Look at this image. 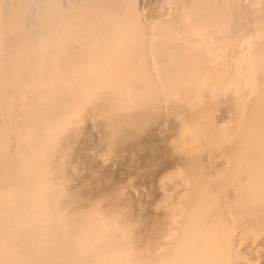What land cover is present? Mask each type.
<instances>
[{
  "label": "rangeland",
  "instance_id": "374dc122",
  "mask_svg": "<svg viewBox=\"0 0 264 264\" xmlns=\"http://www.w3.org/2000/svg\"><path fill=\"white\" fill-rule=\"evenodd\" d=\"M126 1L122 0L119 4L120 6L122 3L125 5L122 4L121 6V8L124 7L123 14H127L130 17L126 20L123 19L124 21L122 19L116 21L119 23H126L127 21L128 23H133V25H124L123 28V25H111L112 27L103 26L107 29L105 28L103 30V27H101L102 29L98 31L91 28H96L97 26L86 25L82 27L86 30L83 31L85 34L79 32L80 34H75L76 36L72 35V37L62 36L60 37V40L63 39V41H58L60 42L59 45L68 46L70 48V50H66L64 57H60L59 62H62V66H60L62 74H58L60 69L57 70L58 68H56L57 71L53 70L54 73L52 77L50 75V79L47 76L52 70H48L49 73L40 72V74H38L37 72V75H43V77H41L42 79L38 78L40 76L37 75L35 76L37 78H35L28 72L25 75H32L30 81H26L28 78L23 76L26 83H31L30 85L34 83L38 86L41 83L40 86L44 85V89H47L48 87L45 88L46 82L48 81L47 79L50 81L52 78L53 82H51L57 84V82L59 83L62 81L60 79L57 81V79L61 78L63 75L62 77L65 78L63 81L66 79L68 81L66 80V83H64L65 81L62 82L69 86L70 94L72 93L71 95H73V97L69 94L70 98H67L66 95H68L69 92L67 90L66 93L63 90L66 86L62 83L61 86L63 85V88L60 86L61 90L65 92L66 95L64 96H66V100L70 99V105H64L65 107L69 106L68 109H70V113L64 118L63 113L69 111L67 107L65 108L63 105H58L59 103L56 104V101L59 100L60 102L59 98H62L64 93L63 91H60L62 92L61 95L59 91H56L57 89L55 86L57 85L54 87L52 86L56 89L52 88L53 91L55 90V93L57 92V96L52 94L54 92L51 91L52 89L50 88V85H48L49 82H47V86L50 88L48 90L52 93L43 89L45 91L44 94L46 95L47 93L46 96L41 92L42 90L40 91V87L36 89L37 86L33 85L35 87L32 86L33 88H29L30 91L36 94L39 91L38 96L35 94V97L32 92L28 93V95L31 93L33 96V98L32 96L31 98L29 97V99H33V102L29 100L31 101L30 103L35 104H29L28 107L31 108L29 116L34 117L33 113L36 111L41 110V113H43L45 112V109L48 108V110H50H47L45 114L43 113V115H39L40 117L37 115L39 118L42 116L46 117L47 119H45L48 121L45 120L47 125L45 123L46 127H44L45 129L43 130L41 125L43 127L44 124L42 123L45 122L43 121L44 117L40 122V119L35 115V118H37L36 120L39 121H36L35 124L38 125L40 123V127H37L35 124L34 126H29L33 128V136V134H31L32 132L28 133L30 135L25 134L28 132L27 130L30 129L22 126L25 125L22 124L24 120L23 116L20 115L22 117L20 127L18 126V121L14 124L17 126L16 129H21L20 131L22 134L23 131L25 132L22 136L26 135L29 141L32 137L33 140L38 133L40 134V137L38 136L39 139L35 140L36 143L34 145L31 140L33 150L29 151L31 152L30 158H28L29 156L26 157V159H30L31 166L35 172L33 175L37 178V180L34 181H37L38 183H36L39 186L36 183L35 185L40 187V189L37 190V187H35L34 194L32 192L33 188L27 190L29 187H26L27 189L23 188L25 186L24 184L22 188L20 187V178L15 179V176L20 172H24L21 168H19L20 172H10V176H6L7 178L5 180L10 179V177L14 179V181L11 179L12 182L10 181L11 184H9V186L8 183H5L6 186L5 184L3 185L11 188L12 185H18L15 184V182H19L20 189L17 190L15 188L16 190L14 189V191H19L18 194L20 193L21 197L19 196L18 198H20V202H24V205L28 204L32 211L33 204L30 205L31 203L28 200L29 197L32 196H29L30 194L28 192L31 191L30 193H33L32 195L35 196L36 194L39 195V200H37L40 205H42L43 209L42 207H39L40 210L38 211L37 208V210L34 209V212L36 211L38 213L37 215H41L40 217L42 219L47 215L46 219L49 220L50 218L49 223L51 224V222H53V225H51L53 227H50L47 224V221H41L43 225H48V231L43 235L46 264L49 262H52V264H184V262L186 264H201V261L203 264H246L248 259L250 260H248L247 264H264V209L262 208L264 207V202H262L264 200V154H262V152L264 153V118H259L264 117V103L261 102H264V85L262 84V82L264 83V80H262L264 77H262V79L260 78V80H262V85L258 83L260 86L259 88L257 85L256 88L253 86L256 84V80L254 79H256L258 75L264 73V30H262L264 29V16H262L264 12L261 11L264 10L261 8L263 7L264 3L262 2H264V0H257L262 6L260 5L257 7L259 4L256 6L253 4L254 8L256 7L255 9H251L253 5L250 1L253 2V0H249L250 6L248 9H254L253 11H250L253 12V14L247 11L248 13L246 14L252 15V17L249 15L251 20H245L247 19L246 17H248V15L246 16L245 14L243 15L245 19L244 17H242L243 19L240 18L242 21L244 20L243 22L235 16L236 14H230L228 12L230 9L227 10L226 8L227 3L230 5L232 1L234 2L235 0H217V4H215L216 2L213 0L215 3L213 2L212 4L217 5L213 6L214 8L217 7V9H219L221 7L219 10H221L220 13L222 14V18L225 17L224 21H226V24L221 18L216 21L215 19L218 18L217 16L214 20H208V17L207 19H201V16H206L204 15L206 13L204 10L207 6L205 2L207 3L208 0ZM175 1H177V3ZM254 1L256 3V0ZM188 2L194 4V8L192 5L190 6ZM219 2L220 4L223 3V5H220ZM234 3L230 6L232 9H236L233 8L236 5L233 6ZM207 4L210 3L208 2ZM214 8L209 9L213 16V11H215L213 10ZM257 8L259 9V11L257 10L259 14L263 13L260 14L262 17H260L258 13H255L256 16L261 18L259 19V17H256L258 19L255 18V21L253 15ZM184 9H189L193 15L191 16V13ZM179 11L182 12L180 13ZM171 13L173 17L172 15L171 17H168ZM177 13H179V15H177ZM207 13H209V11H207ZM223 13L228 14L224 15ZM195 14L198 15L196 16ZM164 15L168 16L166 17ZM228 16H230V18ZM231 17L235 18H232L231 20ZM132 18H135V20L133 21ZM195 18H198L196 19L197 21ZM236 18L239 20H236ZM168 21L171 22L168 23ZM198 21L199 23H196ZM200 21L204 22V25L202 22L200 23ZM227 21L230 26H228ZM157 22L158 26L156 25ZM174 22H177L178 24L180 23V25H169V28L167 27V24H172ZM205 22L208 28H206ZM207 22L212 23V25H209ZM139 23L142 24L138 25ZM194 23H196V25ZM192 25L195 29L191 27ZM202 25L203 27H201ZM131 27L134 28V30L131 29ZM199 27H201L202 30L201 28L199 29ZM196 28L198 30H196ZM112 29L117 30L118 34L117 31H113ZM123 29L126 33L121 31ZM89 31L91 35L89 34ZM205 33H207V35ZM258 33H261V35H258ZM97 36H99V39ZM262 37L263 39H261ZM54 43V45H58L56 42ZM242 45L245 46L241 47ZM76 46L78 48H76ZM90 46L91 48H89ZM250 46L253 47L250 49ZM253 48H256V51L253 50ZM251 50L255 52L260 51L257 55H260L259 60L261 59L262 61L256 65H252L251 63L252 67H250V64L247 62L251 58L246 60L250 53V57H253V51ZM200 52L203 53L201 54ZM234 53L238 58L242 56L241 60L245 59L247 62L246 65L244 63L245 61H241L242 63H240V58L237 59L235 57V60H239L237 61L238 64L240 63L237 67V65H235L237 62L233 61ZM261 56L263 58H261ZM223 59L224 61H222ZM252 59H254V57ZM216 60H219V62L222 61L223 63L227 60L228 61L224 64L220 62L221 65L219 66L220 63ZM254 61L256 63L255 59ZM55 62L53 64L59 66V62ZM231 64L233 66H231ZM241 64H244L242 69L240 67ZM230 66L234 71H232ZM259 66L261 67V70L259 71L262 74L257 71L260 69ZM252 68L258 73L256 78V73ZM228 69H230V72L227 73ZM213 71H216L215 73L220 71L219 74H215L218 78L214 75ZM225 73H227V75ZM32 77L35 78V82L39 79L40 83L37 82L36 84L34 81L32 82ZM239 77H242V80ZM220 78L222 79L220 80ZM24 80L21 79V82L23 83ZM42 80H45L46 82L43 83ZM258 81L259 80H257V82ZM7 85L9 84H6V86H1L0 84L1 87L5 88H3V91L1 92L11 91V89L8 88L10 86L7 87ZM126 85L128 87H143V89L138 88L139 91L137 92L131 90L134 89V87L130 89L131 91L129 89L125 90L124 88ZM216 86L217 90L215 89ZM238 86L239 89H237ZM6 87L9 90H7ZM231 87L233 88L231 89ZM34 88L35 91L32 90ZM219 88L220 92L218 91ZM240 88L242 89L240 90ZM66 89L68 88L66 87L65 90ZM254 89H256L258 93ZM19 90L22 91L18 88L17 92ZM213 91L215 92L213 93ZM255 92L258 96H256ZM7 93L5 94L8 95ZM50 93L52 97L54 96L53 98H48ZM58 94L60 97H58ZM187 94L189 97H187ZM39 95H41V97H39ZM252 95L258 100H253L254 98H252ZM42 97H46V99ZM55 97L58 100H55ZM235 97L236 101L232 102L235 100ZM35 98L38 100L41 99L45 103H47V100L54 99V102L52 100L49 103L52 102V105L55 103L56 108L60 106L62 109L64 107L67 111L64 110L63 112L62 110V112L57 113L60 108L56 109L51 105H47L49 107L51 106L50 108L46 107L45 103H41V100L36 101ZM64 100L62 101L64 102ZM38 102L42 104V106H45V109L43 107L44 110L42 108L39 110V107L42 106H39L40 104L36 106V103ZM238 103H240V105H237ZM27 104L25 106H27ZM16 105L20 108L22 107V103L21 105L19 103L15 104V108L17 107ZM241 105L243 106L242 108L240 107ZM258 106L260 108H257ZM19 107L15 109L13 106V109L20 111ZM52 108L54 109V112L57 110L55 116L52 115ZM259 109H261V111ZM23 110L24 109L22 108V113L28 112V110ZM31 110H34L32 115ZM16 111L13 113H16ZM225 111L227 112V115ZM250 111L253 114H251ZM56 113H61L60 115L63 114V118L60 115L59 117ZM24 114L26 115L27 113ZM37 114L40 113L37 112ZM253 115H255V117L257 116V118L252 117ZM35 118L31 121L34 122ZM251 119L253 121H251ZM256 119L259 120L257 121ZM30 123V121H27L26 125H30ZM11 126L10 129L12 128ZM35 126L38 129L40 128L41 132L37 130V133L35 134ZM13 127L15 128V125H13ZM14 128L12 129L14 130ZM10 129L7 130L9 131L7 136H10L12 141H14V144L16 143L18 146L19 140L17 141L16 136L20 137L21 134L18 135L19 133L16 134L15 131L11 130L15 136L11 137ZM246 132L247 134H245ZM7 136L4 137L6 138ZM0 137V141L2 142L0 147L6 142L4 148H7L9 145L7 139H3V141V137ZM25 137L22 138L27 139V137ZM255 137H257L256 140ZM7 138L8 140L10 139L9 137ZM23 139L21 140L22 142L26 141ZM29 141L28 144L31 143V141ZM246 141L247 144H245ZM255 142H258L259 144L255 145ZM26 143H24V145L28 146ZM10 144V146L13 147L11 141ZM16 144L13 149L17 148ZM246 145H249L248 148H244L247 147ZM0 150L2 149L0 148ZM12 151L13 150L10 151L9 149L8 152ZM21 151L23 152V149ZM22 154L25 155L24 152ZM7 155L9 156V153H7ZM253 155L254 158L256 156L259 157L260 161H263V165L261 163L262 161L260 162L258 158L252 159ZM2 157L3 155L0 154V158L4 159ZM1 159L0 161L4 163V160ZM6 159L7 158H5V160ZM18 160H22L21 156H19ZM9 161L12 162V160ZM9 161L7 159L8 163ZM241 161H243V163H241ZM5 164L6 163L2 164L4 165L3 169L8 172L10 167L9 169H5ZM18 167L20 166L18 165ZM18 167L15 169H18ZM26 167L28 168L29 165ZM15 169H13V171H16ZM1 170L2 169H0V172ZM32 171L28 172V174H32ZM13 173L17 174L14 176ZM23 175H21V178H23ZM24 178L21 179L22 183L24 182ZM29 178L27 176L25 179L30 180ZM32 180L33 178H31L30 181L33 182ZM30 181H27L26 184ZM2 182L0 180L1 186H3ZM13 182L14 184H12ZM10 188L5 190L6 193L5 191L2 192L7 195H12ZM4 189L5 188H3V190ZM21 189L25 190L26 195L28 196L27 199H25L26 196L22 195L24 190L22 191ZM7 190L9 192H7ZM36 192H41L42 194ZM239 192L240 194L237 195ZM250 192L254 193H252L253 196H250ZM255 193H257L256 197ZM260 196L263 197V199H261ZM6 198L9 203L5 202L8 208L9 206H13L14 204L12 202H16L18 199L17 197H14L16 200H12L9 195L6 196ZM231 198L232 201L235 199V202H232ZM33 200L36 201V199ZM0 203H4L2 202V199H0ZM21 203L17 202V206L22 205ZM244 203L247 205L245 208ZM258 205L260 206L258 207ZM3 206L1 205L0 208H3ZM25 207L24 209H27V207ZM235 207H237V210ZM11 208L12 207H10L9 210ZM246 208L248 209V212ZM250 208H252V211L249 210ZM4 209L6 210V208ZM4 209L3 211L0 209V215L1 212H4ZM238 209H240L239 213L241 211L240 214L238 213ZM259 209L261 211L263 210L262 219L258 217V215L260 217L262 215V212ZM9 210L7 209L8 212L6 213L10 215ZM12 210L19 211L15 208H12ZM174 210H179L181 213L179 211V213H175ZM235 210L239 217L237 213H235ZM244 211H246V213ZM259 211L261 213L258 214L257 212ZM20 212L25 213L22 211ZM26 212L30 213L29 210ZM205 212L208 213L206 214ZM6 213L4 212L3 214ZM34 214L36 215V213ZM202 217L207 221L202 220ZM253 218H256L257 221H254L256 219ZM200 220L201 222H199ZM249 220L253 221L251 222ZM247 222L248 224H246ZM198 223H201V226ZM202 223L204 225H202ZM244 223L246 227L244 226L243 229ZM55 224H57L58 227H56ZM257 225H260L259 228L261 230ZM197 226H200L198 227L200 228V231L197 229ZM214 226L215 232H213ZM253 226H256L258 229L254 231L255 227ZM210 228L212 229V233H210ZM35 229H39V227H35ZM42 229L44 228L42 227ZM196 230L198 231L195 236ZM257 230H260L261 232H258L259 234H257ZM201 231L205 234L202 235L203 232ZM242 231L250 233L247 234L245 232L243 234ZM252 231H254V233H252ZM198 232L202 234L200 235ZM235 232H238V234ZM255 233L257 235H254ZM190 236H193V240H195L194 238H198L199 240L193 242V240H190L192 238H189L188 241V237ZM242 236L244 238H242ZM248 238H250V240L253 238L255 239L249 241ZM183 239L187 240L184 242L185 245L187 242H189V244L192 242V245L187 247V244L185 246L182 242ZM238 239H241V241L237 242ZM244 239L247 244H244ZM234 242L236 243L234 244ZM251 242L254 244H251ZM181 243V248L183 249H179ZM239 243H243L242 245L245 246L242 248ZM233 244L235 246H233ZM198 245L200 246L198 247ZM206 245L208 247H206ZM250 245H254V250L253 248L251 249L252 246ZM177 247H179L178 249L180 251L185 250V252L190 251V249H195L191 250L193 256L186 259L187 261L184 258L178 259L174 254V258H172V253L179 254ZM200 247L203 248V250ZM249 249L256 253H253ZM234 250L236 251L234 252ZM197 251H202L206 258L199 260L201 259V256H204ZM243 252L245 254L248 252V256L246 257V255L243 254L245 257L240 258L243 256L241 255ZM186 255L183 256V254H181L179 257H186ZM216 257L218 259H216ZM244 258L246 259L245 262L243 261ZM174 259H176L177 262H174ZM181 259L183 260L181 261Z\"/></svg>",
  "mask_w": 264,
  "mask_h": 264
},
{
  "label": "bare ground",
  "instance_id": "6f19581e",
  "mask_svg": "<svg viewBox=\"0 0 264 264\" xmlns=\"http://www.w3.org/2000/svg\"><path fill=\"white\" fill-rule=\"evenodd\" d=\"M120 1H122V0H120ZM120 1L119 0H0V84H1V86H6V84H9V85H7V87L8 86H10V87H8L9 89H11V91H5V92H1V91H3V88L4 87H1L0 86V107H3V108H0V136H2L3 138H2V140L3 139H7V143L9 144L8 145V147L11 145L10 144V141H11V143L13 144V147L12 146H10V147H12V148H10L9 147V149H10V151L11 150H13L12 152H8L9 151V149H8V147L7 148H4V144L6 143H4L3 145H1V149L2 150H0V154L1 155H3V157L2 158H4V159H1V160H4V163H6L5 164V169H9V167H10V171L8 170V172H7V170L5 171L4 169H3V167H4V165H2V164H4L3 162H1L0 161V169H2L1 170V174H2V176H1V174H0V180H1V182L2 181H4V182H2V185L3 184H5V183H8V186H9V184H11L10 183V181L12 182V180L14 181V179H12L11 177H10V179H7V180H5L7 177L6 176H10L9 174H10V172H20V169L19 168H21V170H24V172H20V173H13L14 174V176H15V179H19L20 178V180H19V182L21 183V185H20V187L22 188L23 187V184L25 185L23 188H25V189H27L26 187H29L27 190H31L32 188V192L34 193L35 192V190L34 189H36L35 187H37V190L38 189H40V187H38L39 185L37 184L38 182L37 181H34V180H37V178H35L34 176L35 175H33V174H35V172H34V170H33V167L31 166V163H30V159H28V158H30V153L31 152H29L30 150L32 151L33 150V148H32V141H33V145L36 143L35 142V140H38L39 139V133H38V135L37 136H35V138L32 140V138L31 137H29V138H31V143H29L28 144V137H27V139H23L22 137H25V136H22V135H24V131H23V134H22V132L20 131L21 129L19 128H17L16 129V124H14V123H17V121H18V126L20 127L21 126V116H23L24 118V120H23V122H22V124H25V125H22L23 127L25 126V127H27V128H29L30 130H27V128H26V130L28 131L27 133H25V134H27V135H30V134H28V133H31L32 132V130H33V128L32 127H29V126H34V124H35V122L37 121L36 119L37 118H39L40 116L39 115H43V113L45 114L46 113V111L48 110V108L47 109H45V106L46 107H49V106H47V105H51V106H53V108H56V105H55V103H53L54 105H55V107H54V105H52V102L51 103H49L50 101H52L53 100V102L55 101V100H58V99H56V97L54 98V99H50L49 101L47 100V103H45L44 101H42L40 98V100H41V103H45L46 105L44 106H42V104H40L39 102L38 103H36V106L37 105H39V106H42V107H39V110H40V108H42L43 109V107H44V109H45V112H43V113H41V110L40 111H36L35 113H33L34 112V110H31V115H32V113H33V115H34V117L33 116H29V112H30V107H28L29 106V104L31 105V104H33V103H30L31 101L33 102V99L31 100V99H29V97L31 98V93L28 95V93L29 92H32V91H30V89L29 88H33V87H35V86H37L36 87V89L38 88V87H40L39 89H40V91L44 94L45 93V91L44 90H47L48 92L50 91V90H48V89H52L55 85H57V86H55V88L57 89H55V88H53V89H55L57 92L59 91H65L66 93H67V90H68V95H66L65 94V92L63 93V95H62V92H60L61 93V95L63 96L62 98H59L60 99V102H59V100L58 101H56V104H58V105H68L69 104V101H70V99H67L66 100V96H67V98L69 97L70 98V95L72 94H70V91H69V86L68 85H65L64 83H66V80H64L63 81V79H65V78H63L62 76H61V78H58V75H57V81L60 79V80H62V81H60L59 83L57 82V84L56 83H52L53 82V80H52V78H51V80L49 81V79H50V75H51V77H52V75H53V73H54V71H57V70H59V73L58 74H62V69L60 68V66H62V62L60 63L59 61H60V57L62 58V57H64V55H65V52H66V50L68 51V49L70 50V48L68 47V46H60L59 45V43L61 42V40L63 41V39H61L60 40V37H62V36H70V37H72V35H75V34H80L79 32H83L85 29L84 28H82V27H84V26H86V25H90V26H97V27H100V28H93V27H91L92 29H95V31L97 30H101L102 28L101 27H103V26H111V25H123L122 26V28L124 27V25H133V23H128L127 21H126V23H119V22H117V21H119L120 19H124V20H126V19H129V17L130 16H128L127 14H123V8L124 7H122L121 8V6H122V4H121V6H120ZM124 1H126V0H124ZM196 1V0H195ZM205 1H207V0H205ZM216 3H215V2ZM208 0L207 1V3L209 2L210 4H207L206 2H205V4L207 5L206 6V8L205 7H203V8H205V14L204 15H206L205 17H202L201 16V19L202 18H205V19H207V17L209 18L208 20H214L215 18H216V16L219 18H216L215 20L216 21H218V20H220V18L224 21V18H222V14L220 13L221 12V10H219V9H221V7L219 8V9H217V7H213V6H217V5H215V4H217V0ZM226 1V0H225ZM228 1V0H227ZM232 1V0H231ZM236 1V2H235ZM234 2L232 1V3H234L233 4V6L235 5V7H233V8H236V9H232L230 6H232L231 4V2H229V3H231L230 5L228 4H226V8H227V10L228 9H230L228 12L231 14H236L235 16L236 17H238L239 19L241 18V19H243L242 17H244L243 15H245L246 13H248L247 11H253L255 8H254V5L253 4H255V6L257 5V4H259V5H257V7L258 6H260L261 4L259 3V2H257V0H256V3H255V1L253 0V2L252 1H250L251 2V4L253 5V7H251V9L252 8H254L253 10H250V9H248L249 8V6H250V2H249V0H235ZM164 2V1H163ZM166 2V1H165ZM176 3H177V1H175ZM174 2V3H175ZM215 3V4H212V3ZM248 2V3H247ZM261 2V1H260ZM126 3H127V1H126ZM125 3V4H126ZM175 3V4H176ZM184 3H186V2H184ZM184 3H182V4H184ZM189 3V2H188ZM193 3H194V1H193ZM197 3V2H196ZM202 3V2H201ZM262 3H264V2H262ZM180 4V3H179ZM190 4V6L192 5V7H193V5L194 4H191V2L189 3ZM219 4H220V2H219ZM124 5V4H123ZM220 5H223V3L222 4H220ZM225 5V4H224ZM125 6V5H124ZM174 6V5H173ZM172 6V7H173ZM178 6V5H177ZM181 6V5H180ZM195 6H197V5H195ZM200 6V5H199ZM262 6V5H261ZM224 7V6H223ZM228 7H230V8H228ZM263 7H264V4H263ZM263 7H261L262 9H264ZM169 8V7H168ZM184 8H187V7H184ZM194 8V7H193ZM211 8H214L213 10H215V11H213L214 12V16L213 15H211V12H210V10L209 9H211ZM202 9V8H201ZM207 9V10H206ZM224 9H225V7H224ZM232 9V10H231ZM143 10V9H142ZM185 10V9H184ZM189 9H187V10H185V11H187V12H190V10L188 11ZM219 10V11H218ZM259 11V9L257 8L256 9V11ZM193 11V10H192ZM207 11H209V13H210V15H209V13H207ZM218 11V12H217ZM233 11V12H232ZM256 11H254V15H253V17H254V19L256 18V17H259V16H256V14L255 13H258V11L256 12ZM261 11H263L264 12V10H261ZM260 11V12H261ZM167 12V11H166ZM180 12V11H179ZM182 12V11H181ZM180 12V13H181ZM217 12V13H216ZM225 12V11H224ZM237 12V13H236ZM262 12V13H263ZM170 13V12H169ZM175 13H176V10H175ZM175 13H173V14H175ZM191 13V12H190ZM196 13H198V12H196ZM200 13V12H199ZM251 14H253V12H250ZM262 13H260V14H262ZM202 14V13H201ZM221 14V15H220ZM224 15H226V14H228V13H223ZM259 14V13H258ZM259 14V15H260ZM171 15H172V13L171 14H169V16L168 17H171ZM177 15H179V13H177ZM191 16L193 15L192 13L190 14ZM196 15V14H195ZM198 15V14H197ZM196 15V16H197ZM203 15V16H204ZM208 15V16H207ZM221 17H220V16ZM248 15V17H249V15L250 14H246V16ZM164 16H166V15H164ZM166 16V17H167ZM176 16V15H175ZM183 16V15H182ZM231 16V15H230ZM230 16H228L229 18H230ZM262 16H264V13H263V15ZM261 15H260V17H262ZM142 17V16H141ZM161 17V16H160ZM165 17V18H166ZM172 17H173V15H172ZM181 17V16H180ZM179 17V18H180ZM184 17V16H183ZM195 17V16H194ZM228 17H227V19H228ZM248 17H246L247 19H245V17H244V19L245 20H248V19H250L251 20V18L250 17H252V15H250V17L248 18ZM259 17V19H261ZM147 18H149V17H147ZM162 18V17H161ZM175 18V17H174ZM199 18H200V16H199ZM232 18H235V17H231V20H232ZM238 18H236V20L238 19ZM171 19V18H170ZM175 19H177V18H175ZM196 19H198V18H195V20ZM238 19V20H239ZM240 19V20H241ZM256 19H258V18H256ZM256 19H255V21H256ZM263 19V18H262ZM88 20V21H87ZM117 20V21H116ZM123 20V21H124ZM131 20V19H130ZM132 20L134 21L135 20V18L133 19L132 18ZM143 20V19H142ZM156 20V19H155ZM163 20V19H162ZM169 20V19H168ZM172 20V19H171ZM253 20V19H252ZM115 21V22H114ZM146 21V20H145ZM144 21V22H145ZM167 21V20H166ZM197 21V20H196ZM206 21V20H205ZM222 21V22H223ZM234 21H235V19H234ZM242 21V20H241ZM244 21V20H243ZM242 21V22H243ZM117 22V23H116ZM137 22V21H136ZM141 22V21H140ZM143 22V21H142ZM159 22V21H158ZM158 22L156 23V25L158 26ZM163 22V21H162ZM162 22H160V23H162ZM169 22H171V21H168V23ZM178 22V21H177ZM172 23V24H167V27L169 28V25H180V23L178 24V23ZM180 22V21H179ZM187 22V21H186ZM189 22V21H188ZM202 21H200V23H201ZM211 22V21H210ZM221 22V23H222ZM225 22V24H226V21H224ZM228 22V21H227ZM239 22V21H238ZM253 22H254V20H253ZM261 22V21H260ZM264 22V21H263ZM192 23V22H191ZM190 23V24H191ZM196 23H199V21L198 22H196ZM196 23H194L195 25H196ZM204 22H202V24H203ZM208 23V22H207ZM213 23H214V21H213ZM220 23V22H219ZM231 23V22H230ZM262 23V22H261ZM135 24V23H134ZM140 24H142V23H139L138 25H140ZM149 24H151V23H149ZM163 24V23H162ZM161 24V25H162ZM205 24H206V22H205ZM209 25H212V23H208ZM232 24V23H231ZM152 25H154V24H152ZM181 25H182V23H181ZM198 25V24H197ZM204 25V24H203ZM203 25L201 26V27H203ZM233 25V24H232ZM235 25H236V23H235ZM239 25V24H238ZM135 26V25H134ZM133 26V27H134ZM164 26H166V25H164ZM199 26V25H198ZM206 26V28H208L207 27V24L205 25ZM216 26V25H215ZM227 26V25H226ZM228 26H230L229 25V22H228ZM112 27V26H111ZM179 27V26H178ZM181 27V26H180ZM183 27V26H182ZM187 27H188V25H187ZM193 29H195L194 28V26L192 25L191 26ZM201 27H199V29L201 28ZM236 27V26H235ZM106 28V27H105ZM104 27H103V30L105 29ZM116 28V27H115ZM172 28V27H171ZM190 28V27H189ZM198 28V27H197ZM196 28V30H198ZM209 28H210V26H209ZM107 29V28H106ZM117 29V28H116ZM120 29H121V27H120ZM125 29H126V27H125ZM128 29H130V28H128ZM131 29H133L134 30V28H132L131 27ZM102 30V31H103ZM113 30V29H112ZM152 30V29H151ZM172 30H174V29H172ZM195 30V31H196ZM201 30H202V28H201ZM200 30V31H201ZM262 30H264V29H262ZM86 31V30H85ZM113 31H117V30H113ZM121 31H124V29L123 30H121ZM129 31V30H128ZM128 31H127V33H128ZM146 31H147V27H146ZM190 31V30H189ZM255 31V30H254ZM107 32V31H106ZM125 33H126V31H124ZM192 32V31H191ZM194 32V31H193ZM199 32V31H198ZM88 33V32H87ZM123 33V32H122ZM201 33V32H200ZM211 33V32H210ZM254 33V32H253ZM83 34H85V32H83ZM89 34H90V31H89ZM88 34V35H89ZM117 34H118V31H117ZM144 34H146V33H144ZM206 35H207V33H205ZM91 35V34H90ZM98 35V34H97ZM197 35V34H196ZM258 35H261V33L259 34L258 33ZM76 36V35H75ZM106 36V35H105ZM118 36V35H117ZM144 36H146V35H144ZM144 36H143V38H144ZM194 36V35H193ZM251 36H253V35H251ZM257 36V35H256ZM99 36H97V38H98ZM104 37V36H103ZM114 37V36H113ZM69 38V37H68ZM74 38V37H73ZM87 38V37H86ZM93 38V37H92ZM97 38H96V40H97ZM100 38H101V36H100ZM112 38V37H111ZM141 38V37H140ZM201 38H203V37H201ZM207 38V37H206ZM66 39H67V37H66ZM95 39V38H94ZM99 39V38H98ZM204 39V38H203ZM211 39V38H210ZM261 39H263V37L261 38ZM79 40V39H78ZM139 40H142V39H139ZM207 40V39H206ZM58 41H60V42H58ZM69 41H71V40H69ZM76 41V40H75ZM212 41V40H211ZM251 41V40H250ZM54 42H56V44H58V45H54L55 43ZM58 42V43H57ZM74 42V41H73ZM77 42V41H76ZM85 42V41H84ZM94 42V41H93ZM239 42H242V41H239ZM53 43V44H52ZM78 43V42H77ZM245 43V42H244ZM254 43V42H253ZM79 44H80V42H79ZM84 45H86V44H84ZM83 46V45H82ZM209 46V45H208ZM238 46V45H237ZM243 46H245V45H242L241 47H243ZM263 46V45H262ZM74 47V46H73ZM84 47V46H83ZM201 47H203V46H201ZM201 47H199V48H201ZM239 47V46H238ZM253 46H250V49L252 48ZM76 48H78L77 46H76ZM85 48V47H84ZM89 48H91V46L89 47ZM94 48V47H93ZM92 48V49H93ZM216 48V47H215ZM86 49H87V47H86ZM211 49V48H210ZM241 49H244V48H241ZM249 49V48H248ZM256 49V48H255ZM254 48H253V50H255ZM81 50V49H80ZM236 50V49H235ZM238 50V49H237ZM253 50H251V51H253ZM258 50V49H257ZM79 51V50H78ZM82 51V50H81ZM87 51H89V50H87ZM234 51V50H233ZM243 51H245V50H243ZM248 51H250V50H248ZM256 51V50H255ZM255 51H253V57H254V59L256 60V63H255V61H254V59H252L253 57H250V55H251V53L248 55L249 57H247L246 58V60L248 59V58H251V59H249L247 62L250 64V67H252V65H256V64H258V63H260V62H262L261 61V59L259 60V58H260V55H257V53H259L260 51H258V52H255ZM64 54H63V53ZM198 52V51H197ZM196 52V53H197ZM239 52H240V50H239ZM60 53V54H59ZM85 53V52H84ZM88 53V52H87ZM201 54L203 53V52H200ZM199 53V54H200ZM255 53H256V55H255ZM262 53V52H261ZM63 54V55H62ZM220 54V53H219ZM225 54V53H224ZM223 54V55H224ZM238 54V53H237ZM241 54V53H240ZM244 54V53H243ZM197 55V54H196ZM203 55H205V54H203ZM202 55V56H203ZM211 55V54H210ZM209 55V56H210ZM228 55V54H227ZM132 56V55H131ZM194 56V55H193ZM245 56V55H244ZM246 56H247V54H246ZM67 57V56H66ZM192 57V56H191ZM215 57V56H214ZM220 57V56H219ZM222 57V56H221ZM235 53H234V58H233V61H239L240 60V63H242L241 61H245L244 63H245V65H246V60L245 59H243V60H241V58H242V56H240L239 58L238 57H236L237 59H239V60H235ZM56 58H58V59H55ZM200 58V57H199ZM225 58H227V57H225ZM231 58V57H230ZM244 58V57H243ZM261 58H263L262 56H261ZM66 59V58H65ZM57 61V63H58V65L59 66H55V64H53L55 61ZM193 60H194V58H193ZM207 60V59H206ZM214 60H215V58H214ZM211 61H212V59H211ZM211 61H210V63H211ZM217 61V60H216ZM222 61H224V59L222 60ZM222 61H220L221 63H223ZM228 61V60H227ZM227 61L226 62H224V63H227ZM252 61H254V62H252ZM263 61H264V59H263ZM49 62H50V64H49ZM204 62V61H203ZM217 62H219V60L217 61ZM219 62V63H220ZM236 62H234V63H236ZM56 63V62H55ZM121 63V62H120ZM119 63V64H120ZM123 63V62H122ZM216 63V62H215ZM221 63L219 64V66L221 65ZM223 63V64H224ZM230 63H232V62H230ZM239 63V64H240ZM251 63H252V65H251ZM253 63H255V64H253ZM212 64V63H211ZM210 64V65H211ZM223 64H222V67H223ZM229 64V63H228ZM239 64H238V62H237V64H235V65H237V67L239 66ZM263 64H264V62H263ZM54 65V66H53ZM216 65V64H215ZM234 65V66H235ZM244 64H241V69L243 68L242 66H243ZM260 65V64H259ZM121 66V65H120ZM224 66H226V65H224ZM231 66H233L232 64H231ZM231 66H230V68H231ZM248 66V65H247ZM261 66V65H260ZM259 66V67H260ZM205 67V66H204ZM227 67V66H226ZM249 67V66H248ZM255 67V66H254ZM53 68V69H52ZM56 68H58L57 70H56ZM123 68V67H122ZM214 68V67H213ZM220 68V67H219ZM235 68V67H234ZM246 68V67H245ZM264 68V67H263ZM232 69V68H231ZM236 69V68H235ZM238 69V68H237ZM240 69V68H239ZM241 69H240V71H241ZM247 69V68H246ZM250 69V68H249ZM249 69H248V71H249ZM252 69H254V68H252ZM48 70L49 71H51L52 70V72H50V74L47 76V77H49V79H45L47 82H49L48 83V85H50V88H49V86H47V82L44 80H42V82L44 83V82H46V87L45 88H47V89H44V85L43 86H40V82H39V79H37V81L35 82V78H37V77H35L36 75H37V72H38V74H40V72H48ZM54 70V71H53ZM229 70V71H228ZM227 70V73L228 72H230V69H228ZM259 70H261V67H260V69H258L257 71L258 72H260ZM212 71V70H211ZM232 71H234V69H232ZM251 71V70H250ZM253 71H255V73H256V70L254 69ZM263 71V70H262ZM31 73L32 75H33V77H35V78H33L32 77V82L34 81L36 84H37V82L38 83H40L39 84V86L38 85H35L34 83L32 84V85H30L29 83H26L25 82V78H23V76L25 77L26 76V78H28V80H26V81H30L31 80V76L30 75H25L26 73ZM214 72V75L216 74L217 75V73L219 74L220 73V71H218L217 73H215L216 71H213ZM212 72V73H213ZM247 72V71H246ZM36 73V74H35ZM49 73V72H48ZM52 73V74H51ZM56 73V72H55ZM227 73H225L226 75H227ZM241 73V72H240ZM251 73H252V71H251ZM6 74H9V75H6ZM24 74V75H23ZM47 74V73H46ZM224 74V73H223ZM231 74V73H230ZM234 74V73H233ZM237 74V73H236ZM257 74L258 73H256V76H255V78L257 77ZM260 74H262L261 72H260ZM42 75V74H41ZM41 75H37V76H40V77H38V78H40V79H42L41 77H43V75L41 76ZM215 75V76H216ZM232 75V74H231ZM231 75H230V77H231ZM238 75V74H237ZM243 75V74H242ZM253 75H254V73H253ZM252 75V76H253ZM263 75V76H262ZM262 75H258V79L256 78V79H254V80H256V84L255 85H253V86H255V88H256V85L258 86V88L260 87L259 86V84L258 83H260V85H264V83L262 82V84H261V81L262 80H264V79H262V77H264V73L262 74ZM29 76V77H28ZM243 76H245V75H243ZM261 76V77H260ZM21 77V78H20ZM59 77H60V75H59ZM217 77V76H216ZM215 77V78H216ZM221 77H223V76H221ZM229 77V76H228ZM233 77V76H232ZM254 77V76H253ZM30 78V79H29ZM218 78V77H217ZM238 78V77H237ZM239 78H241V80H242V77H239ZM250 78H251V76H250ZM260 78L262 79V80H260ZM21 79H23L24 81H23V83L21 82ZM44 79V78H43ZM222 78H220V80H221ZM228 79V78H227ZM245 79V78H244ZM247 79V78H246ZM253 79V78H252ZM224 80V79H223ZM222 80V81H223ZM251 80V79H250ZM257 80H259L258 82H257ZM41 81V80H40ZM52 81V82H51ZM68 81V80H67ZM228 81V80H227ZM226 81V82H227ZM231 81V80H230ZM253 81V80H252ZM22 83V84H21ZM51 83V84H50ZM64 84V86H66L68 89H66L65 90V88H63L62 86H61V84ZM220 83V82H219ZM218 83V84H219ZM224 83V82H223ZM230 83V82H229ZM52 84H54V85H52ZM68 84V83H67ZM132 84V83H131ZM237 84V83H236ZM252 84V83H251ZM33 85H35V86H33ZM58 85H59V87L61 86L62 88H63V90H61V87L59 88L58 87ZM231 85V84H230ZM244 85V84H243ZM33 86V87H32ZM53 86V87H52ZM212 86V85H211ZM246 86V85H245ZM6 87V88H7ZM21 87V88H20ZM134 87V89H131V88H133ZM133 87H128L127 85L125 86V90L126 89H131V90H135L136 92L137 91H139V89L138 88H140V87H138V86H133ZM202 87V86H201ZM200 87V88H201ZM225 87H226V85H225ZM262 87V86H261ZM7 88V90H9ZM21 89L22 91H18L17 92V89ZM136 88V89H135ZM203 88V87H202ZM224 88V87H223ZM233 87H231V89H232ZM234 88H235V86H234ZM5 89V88H4ZM29 89V90H28ZM38 89V90H39ZM44 89V90H43ZM53 89L51 90L52 92H54V93H52L51 91V93L52 94H55V96H57V92L55 93V90L53 91ZM88 89V88H87ZM86 89V90H87ZM122 89V88H121ZM138 89V90H137ZM140 89H143V87L142 88H140ZM213 89V88H212ZM216 90H217V86H216V88H215ZM230 89V90H231ZM237 89H239V86H238V88ZM242 88H240V90H241ZM251 89V88H250ZM28 90V91H27ZM32 90H34L35 91V88L34 89H32ZM37 90V91H38ZM130 90V91H131ZM209 90H210V88H209ZM215 90V91H216ZM223 90H225V89H223ZM229 90V89H228ZM246 90V89H245ZM249 90V89H248ZM255 91H256V89H254ZM260 90V89H259ZM16 91V92H15ZM46 91V92H47ZM202 91V90H201ZM212 91V90H211ZM215 91H213V93L215 92ZM219 92H220V88H219V90H218ZM236 91V90H235ZM40 92V94L42 95V93ZM189 92V91H188ZM217 92V91H216ZM228 92V91H227ZM227 92H225V93H227ZM229 92H231V91H229ZM233 92V91H232ZM240 92V91H239ZM244 92V91H243ZM243 92H242V94H243ZM247 92H249V91H247ZM257 93H258V91H256ZM255 92V94H256V96H258V94ZM260 92V91H259ZM263 92V91H262ZM5 93H7L8 95H6ZM9 93H10V95H9ZM16 93H18V94H16ZM33 94H34V97H35V94L36 93H34V92H32ZM38 93H39V91L37 92V96H38ZM51 93H50V96H49V94H48V98H53L52 97V95H51ZM70 94V95H69ZM132 94V93H131ZM131 94H129V95H131ZM207 94V93H206ZM238 94V93H237ZM252 94V93H251ZM254 94V93H253ZM254 94V95H255ZM259 94H261V93H259ZM41 95H39V97H41ZM45 95V94H44ZM46 95H47V93H46ZM45 95V96H46ZM64 95H66V96H64ZM229 95H230V93H229ZM248 95V94H247ZM246 95V96H247ZM264 95V94H263ZM36 96V97H37ZM236 96V95H235ZM250 96V95H249ZM253 96V95H252ZM58 97H60V95L58 94ZM57 97V98H58ZM71 97H73V95H71ZM131 97V96H130ZM187 97H189V95L187 94ZM231 97H232V95H231ZM255 96H253L252 98H254ZM32 98H33V96H32ZM42 98H45L46 99V97H42ZM207 98H208V95H207ZM234 98V97H233ZM251 98V99H252ZM262 98V97H261ZM264 98V97H263ZM36 99V101L38 100L37 98H35ZM34 99V100H35ZM44 99V100H45ZM65 99V100H64ZM230 99H232V98H230ZM250 99V98H249ZM248 99V100H249ZM26 100H31V101H26ZM40 100H38V101H40ZM62 100H64V102L62 101ZM71 100H72V98H71ZM210 100V99H209ZM242 100V99H241ZM245 100V99H244ZM253 100H255V101H257L255 98L253 99ZM26 101V102H25ZM46 101V100H45ZM61 101H62V103H61ZM66 101V102H65ZM211 101V100H210ZM236 101V97H235V100L234 101H232V102H235ZM259 101H260V99H259ZM19 103L20 105H21V103H22V107L20 108L19 106H17L16 108H15V104H17V103ZM23 102H25L26 104H27V106H25L26 104L25 103H23ZM239 102V101H238ZM262 103H264L263 101H261ZM71 103V102H70ZM253 103H254V101H253ZM260 103V102H259ZM262 103H261V105H262ZM25 104V105H24ZM234 104V103H233ZM233 104H231V105H233ZM25 107H24V106ZM33 105H35V104H33ZM57 105V106H58ZM70 105V104H69ZM237 105H240V103H238ZM237 105L235 104V106L237 107ZM243 105V104H242ZM240 106L241 108L243 107V106ZM264 105V104H263ZM262 105V106H263ZM13 106H14V108L15 109H17L18 107H19V109H20V111H16L15 109H13ZM36 106H33V107H36ZM50 106V107H51ZM234 106V105H233ZM251 106V105H250ZM259 106H260V104H259ZM257 107V108H260V107ZM26 107H28V108H26ZM49 107V108H50ZM65 107V106H64ZM63 107V108H64ZM67 107V106H66ZM65 107V108H66ZM69 107V106H68ZM68 107H67V109H68ZM239 107V106H238ZM22 108L24 109L23 111H27L28 110V112H23L22 113ZM52 108V109H53ZM58 108H60L61 109V107L59 106V107H57L56 109H58ZM58 109V112H57V110L55 111V112H57V113H59V112H62V110H63V112H64V110H65V108L64 109ZM246 108V107H245ZM251 108V107H250ZM252 108H255V107H252ZM18 109V110H19ZM32 109H35V108H32ZM37 109H38V107H37ZM43 109V110H44ZM50 110V109H49ZM48 110V111H49ZM60 110V111H59ZM247 110V109H246ZM256 110V109H255ZM260 111H261V109H259ZM16 111V113H13V112H15ZM65 111H67V110H65ZM68 111L69 112H64L63 114H64V118H65V116H67L69 113H70V109H68ZM228 111V110H227ZM257 111V110H256ZM255 111V112H256ZM260 111H259V113H260ZM20 112V113H19ZM37 112H39L40 114H37ZM51 112H52V115H54L55 116V112H54V109H53V111L51 110ZM229 112H230V109H229ZM248 112V111H247ZM246 112V113H247ZM252 112H253V109H252ZM251 111H250V113L251 114H253ZM263 112V111H262ZM24 113H27L26 115L24 114ZM49 113V112H48ZM54 113V114H53ZM56 113V114H57ZM225 113H226V115H227V112L225 111ZM17 114V115H16ZM49 114H51V113H49ZM61 114V113H60ZM60 114H57L58 116L60 115ZM62 114V115H63ZM248 114H249V112H248ZM263 114H264V112H263ZM21 115V116H20ZM37 116V118H35L36 116ZM56 115V116H57ZM62 115H60L61 117H62ZM18 116V117H17ZM46 116H48V115H46ZM51 116V115H50ZM53 116V117H54ZM59 116V117H60ZM262 116V115H261ZM19 117H20V119H19ZM43 117L44 116H42L41 118H39L40 119V122L43 120ZM62 117V118H63ZM252 117H255V115H253ZM258 117H259V115H258ZM28 118V119H27ZM33 118H35V120H34V122L33 121H31V120H33ZM46 117H44V120L43 121H45L46 119H45ZM255 118H257V116L255 117ZM259 118H264V117H259ZM15 119H17V120H15ZM25 119H27V120H25ZM38 119V120H39ZM257 121L259 120V119H256ZM256 120H254V121H256ZM264 120V119H263ZM13 121V122H12ZM15 121V122H14ZM27 121L29 122H33L32 124L30 123V125H26V123H27ZM47 121V120H46ZM43 122L42 124H44L43 125V127H42V125H41V128H43V130L45 129L44 127H46L45 126V123H46V125H47V122ZM251 121H253L252 119H251ZM250 121V122H251ZM20 122V123H19ZM26 122V123H25ZM37 122H39V121H37ZM260 122V121H259ZM10 123V124H9ZM252 123V122H251ZM262 123V122H261ZM264 123V122H263ZM8 124H9V126H8ZM11 124H12V126H11ZM40 124V123H39ZM36 125L37 127H40V125ZM13 125H15V128L13 127ZM255 125H256V123H255ZM259 125V124H258ZM263 125V124H262ZM262 125H260V126H262ZM5 126H6V130H5ZM10 126L12 127V128H14V130L11 128L10 129ZM36 126H35V128H36ZM240 126V125H239ZM243 126V125H242ZM9 127V128H8ZM238 128V127H237ZM5 130V131H3V130ZM8 129H10V132H11V130H13V131H15V133L17 134V133H19L18 135H20V137L19 136H16L17 138V141L19 142V144H18V146H17V144H16V146H17V148L16 149H13L14 147H15V144H14V141H12V139L10 138V136H7V133L9 132V131H7ZM239 129V128H238ZM244 129V128H243ZM2 130V131H1ZM34 130H36V131H34V133L36 134L37 133V130L38 131H40L41 129L39 128H36V129H34ZM260 130V129H259ZM264 130V129H263ZM263 130H261V131H263ZM30 131V132H29ZM247 131H249V130H247ZM254 131H256V130H254ZM258 131V130H257ZM4 133V134H2V133ZM41 132V131H40ZM241 132H243V131H241ZM260 132V131H259ZM251 133V132H250ZM262 133V132H261ZM31 134H33V132L31 133ZM245 134H247V132L245 133ZM260 134V133H259ZM11 137L12 136H14V134L11 132ZM256 135V134H255ZM258 135V134H257ZM4 136H7V137H9L10 139V141L8 140V138L6 137H4ZM33 136H34V134H33ZM39 136V137H38ZM246 136V135H245ZM244 136V137H245ZM264 136V135H263ZM262 136V137H263ZM15 137V136H14ZM25 137V138H26ZM38 137V138H37ZM254 137V136H253ZM258 137V136H257ZM257 137H255V140H256V138ZM1 138V137H0ZM246 138V137H245ZM26 140L27 141V143H26V141H23L24 143H26V145H28V146H25L24 145V143L21 141V140ZM252 139V138H251ZM249 140V139H248ZM4 141V140H3ZM29 141V142H30ZM252 141V140H251ZM262 141V140H261ZM2 142L0 141V144H1ZM252 143V142H251ZM254 143V142H253ZM257 143V144H256ZM31 144V145H30ZM245 144H247V141H246V143ZM244 144V145H245ZM248 144L250 145V143L248 142ZM259 143L258 142H255V145H258ZM248 145V146H249ZM253 145V144H252ZM7 146V145H6ZM21 146V147H20ZM25 146V147H24ZM30 146V147H29ZM247 146V145H246ZM248 146L247 147H244V148H248ZM254 146V145H253ZM256 147V146H255ZM28 148V149H27ZM257 148H259V147H257ZM7 149V150H6ZM23 149V152L25 153V155L24 154H22L23 152L21 151V150ZM26 149V150H25ZM250 149H251V147H250ZM18 150V151H17ZM264 150V149H263ZM21 153H20V152ZM251 151H252V149H251ZM250 151V152H251ZM2 152V153H1ZM6 152V153H5ZM241 152V151H240ZM249 152V153H250ZM5 153V154H4ZM7 153H9V156L7 155ZM13 155H12V154ZM16 153V154H15ZM19 153V154H18ZM26 153H29V154H26ZM245 153H248V152H245ZM252 153H254V152H252ZM259 154L262 156V154H264L263 152H262V154L259 152ZM259 154H258V156H259ZM7 155V156H6ZM11 155V156H10ZM22 155H23V158H22ZM247 155V154H246ZM249 155V154H248ZM256 155H257V152H256ZM255 155V156H256ZM19 156H21V159L22 160H20V161H22V162H20L18 159H19ZM27 156H29L27 159H26V157ZM239 156V155H238ZM252 156V155H251ZM264 156V155H263ZM16 157H18V158H16ZM243 157V156H242ZM249 157H250V155H249ZM5 158H7L8 159V161L9 160H12V162L11 161H9V163L7 162V159L5 160ZM12 158V159H11ZM254 158V155H253V157H252V159ZM255 158H258L259 159V157H255ZM254 158V159H255ZM25 159V160H24ZM243 159H244V157H243ZM14 160V161H13ZM6 161V162H5ZM19 161V162H18ZM27 161V162H26ZM259 161H260V159H259ZM262 161V160H261ZM260 161V162H261ZM264 161V160H263ZM263 161L261 162L262 163V165H263ZM16 162V163H15ZM26 162V163H25ZM256 162V161H255ZM8 163V164H7ZM14 164V166H16V167H14L13 166V164ZM20 163V164H19ZM21 163H24V164H21ZM30 163V164H29ZM240 163V162H239ZM241 163H243V161H241ZM12 164V165H11ZM16 164V165H15ZM7 165V166H6ZM18 165L20 166V167H18ZM29 165V170H28V168L26 167V166H28ZM258 165H260V164H258ZM257 166V165H256ZM8 167V168H7ZM15 169V168H17L18 167V169H15L16 171H13V169ZM251 167V166H250ZM33 171H32V170ZM3 170H4V172H7V173H4L3 172ZM33 172L31 175L30 174H28V172H31V171ZM7 174V175H6ZM23 175V178L25 177H27L28 176V178L31 180V178H33V182H31L30 180H27V179H25L24 178V182L22 183V180L21 179H23V178H21L22 176L21 175ZM256 174V173H255ZM254 174V175H255ZM26 175V176H25ZM13 176V177H14ZM2 178V179H1ZM35 178V179H34ZM12 179V180H11ZM9 180V181H8ZM30 181L28 184H26L27 183V181ZM7 181V182H6ZM19 182L18 183H16L15 182V184H18V185H12V187L10 188V187H5L6 186V184H5V186L3 185V186H1V184H0V193L2 192V191H5L7 188H10L11 189V191H12V195H10V194H8L9 195V197L10 198H12V200H14L16 197L18 198L19 196H20V193L18 194V192L19 191H14V189L16 188L17 190H19L20 189V187H19ZM37 182V183H36ZM31 183V184H30ZM33 183V184H32ZM35 183L38 185H35ZM12 184H14V182L12 183ZM27 185V186H26ZM30 185H32V186H30ZM17 186V187H16ZM14 187V188H13ZM19 187V188H18ZM3 188H5L4 190H3ZM15 189V190H16ZM22 191L24 190V189H21ZM26 190V191H27ZM256 190V189H255ZM40 191V190H39ZM254 191V190H253ZM259 191V190H258ZM7 192H9L8 190H7ZM31 192V191H30ZM30 192H28L30 195L29 196H32V197H29V201H30V205H32V209H33V211L30 209L31 207H29L28 206V204L26 205H24L23 203H21L20 202V198H18L17 200H16V202H12L15 206H17V202H19V203H21L22 205H19V206H17V207H15L13 204V206H9V208L10 207H12V208H15L16 210H19V211H15V210H12V208L9 210V208H8V206H6V203H8V201H7V198H6V196H8L7 194H5L6 193V191H5V193L4 192H2L1 194H3V195H1L0 194V199H2V202H6L5 203V205L3 206V204L4 203H0L2 206H3V208H0V209H2V211H3V209L4 208H6V210L4 209V212L6 213V212H8L7 211V209L9 210V212H10V215L9 214H3L4 212H1V215H0V264H46L45 263V256H44V246H43V235H44V233L46 232V231H48V225L50 226V227H53V226H51V225H53V222H51V224L49 223V221H50V218H49V220H47L46 218V216H44L45 217V219H44V217H43V219L40 217L41 215H37L38 213L35 211L34 212V209H36L37 210V208H38V211L40 210L39 209V207H42V205H40V203L38 202V200H39V195L38 194H36V196L35 195H32ZM244 192V191H243ZM262 192V191H261ZM36 193H40V194H42L41 192H36ZM241 193H242V191H241ZM251 193V192H250ZM253 193V192H252ZM251 193V195L250 196H253V194ZM263 193V192H262ZM17 196H16V195ZM35 194V193H34ZM238 194H240V192L239 193H237V195ZM256 195H255V197L257 196V193H255ZM261 194V193H260ZM15 195V196H14ZM23 196H26L25 197V199H27L28 198V196L26 195V192H25V190L23 191V194H22ZM233 195H236V194H233ZM3 196V197H2ZM241 196V195H240ZM240 196H239V198H240ZM250 196H248V197H250ZM15 197V198H14ZM21 197V196H20ZM38 197V198H37ZM235 197V196H234ZM261 197V196H260ZM30 198H32V199H30ZM245 198V197H244ZM252 198V197H251ZM33 199H36V201H34ZM38 199V200H37ZM40 199H42V198H40ZM226 199V198H225ZM228 199V198H227ZM248 199V198H247ZM261 199H263V197H261ZM22 200V199H21ZM243 200V199H242ZM244 200H246V199H244ZM251 200V199H250ZM255 200V199H254ZM31 201H33V202H31ZM231 201H232V198H231ZM234 202H235V199L233 200ZM232 201V202H233ZM240 201V200H239ZM256 201V200H255ZM35 202V203H34ZM226 202H228V201H226ZM246 202H248L247 200H246ZM262 202H264V200L262 201ZM243 203V202H242ZM258 203V202H257ZM9 204V203H8ZM7 204V205H8ZM240 204V203H239ZM245 204V203H244ZM250 204H251V202H250ZM0 205V206H1ZM37 207H36V206ZM241 205H243V204H241ZM254 205H255V203H254ZM253 205V206H254ZM26 206L27 207V209L29 210V212L30 213H27L26 211H28L27 209H24V207ZM236 206H237V204H236ZM247 205L245 204V206H244V208L246 207ZM260 205H258V207H259ZM25 207V208H26ZM241 207V206H240ZM255 207H257V206H255ZM254 207V208H255ZM22 208V209H21ZM237 207H235V209H236ZM243 208V207H242ZM263 209H264V207H262ZM42 209H43V207H42ZM247 209V208H246ZM245 209V210H246ZM252 208H250L249 210H251ZM260 209H261V207H260ZM259 209V210H260ZM24 210V211H23ZM31 210V211H30ZM181 210V209H180ZM237 210V209H236ZM236 210H235V213H237L236 212ZM239 210L240 209H238V213H239ZM12 211V212H11ZM20 211H22V212H25V213H21ZM175 211V213L177 212V213H181V211H176V210H174ZM252 211V210H251ZM261 211V210H260ZM257 212L258 214L259 213H261V212ZM15 212V213H14ZM17 212H19V213H17ZM33 214H32V213ZM43 212V211H42ZM245 213H246V211H244ZM243 212V213H244ZM247 212H248V209H247ZM21 213V214H20ZM34 213H36V215L34 214ZM206 214L208 213V212H205ZM238 213H237V215H238ZM240 213H241V211H240ZM239 213V214H240ZM257 213H256V215H257ZM13 214V215H12ZM23 214H25V215H23ZM28 214V215H27ZM44 214V213H43ZM248 214V213H247ZM251 214V213H250ZM173 215V214H172ZM38 216V217H37ZM208 216H209V214H208ZM207 216V217H208ZM263 212H262V215H261V217L258 215V217L260 218V219H262L263 217ZM205 217V216H204ZM204 217H202V220H204V221H207V220H205L204 219ZM238 217H239V215H238ZM257 217V218H258ZM40 218H41V220H40ZM252 218V217H251ZM258 218V219H259ZM40 221H39V220ZM207 219V218H206ZM231 219V218H230ZM244 219V218H243ZM248 219V218H247ZM253 219H256V218H253ZM37 220V221H36ZM47 221V224L48 225H43L42 224V222L41 221ZM234 220V219H233ZM264 220V219H263ZM204 221H202V222H204ZM212 221V220H211ZM244 221V220H243ZM246 221V220H245ZM249 221H253V220H249ZM248 221V222H249ZM254 221H257V219L256 220H254ZM199 222H201V220L199 221ZM240 222V221H239ZM248 222L246 223V224H248ZM204 223H206V222H204ZM212 223V222H211ZM259 223V222H258ZM199 225L201 224V223H198ZM213 224H214V222H213ZM212 224V225H213ZM252 224V223H251ZM263 224V223H262ZM43 225V226H42ZM56 225V227H58L57 226V224H55ZM202 225H204L203 223H202ZM207 225V224H206ZM215 225H217V224H215ZM243 225V224H242ZM255 225H256V223H255ZM45 229H42V227ZM201 226V225H200ZM200 226H197V229L199 230L200 228H198V227H200ZM244 226H245V223H244V225H243V229H244ZM33 227V228H32ZM35 227H39V229H35ZM41 227V228H40ZM46 227V228H45ZM239 227V226H238ZM246 227V226H245ZM250 227V226H249ZM252 227V226H251ZM253 227H255L254 228V231L256 230V229H258L259 227H260V225H257V227L258 228H256V226H253ZM50 229V228H49ZM211 229V228H210ZM248 229H250V228H248ZM252 229V228H251ZM260 229V228H259ZM198 230H196L195 231V236L197 235V231ZM202 230V229H201ZM261 230V229H260ZM258 231L257 230V234H259L258 232H261V231ZM200 231V230H199ZM205 231H206V229H205ZM254 231H252V233H254ZM201 232H203V231H201ZM213 232H215V226H214V231ZM243 232V231H242ZM246 232V231H245ZM245 232H243V234L245 233ZM263 232V231H262ZM199 233V232H198ZM210 233H212V229H211V232ZM235 233H237L238 234V232H235ZM247 233V232H246ZM248 233H250V232H248ZM247 233V234H248ZM254 234V235H257V234ZM264 233V232H263ZM262 233V234H263ZM200 235L202 234V233H199ZM198 234V235H199ZM205 233L203 232V234L202 235H204ZM214 234V233H213ZM240 234H241V232H240ZM239 234V235H240ZM261 234V235H262ZM194 235V234H193ZM264 235V234H263ZM260 236V235H259ZM193 236H190V237H188V241H189V238H192ZM214 237V236H213ZM242 238H244L243 236H242ZM251 238V237H250ZM250 238H248L249 239V241H251V240H253V239H255V238H253V239H251L250 240ZM195 240H196V242H197V240H199L198 238H194ZM246 239V238H245ZM245 239H244V244H247L246 243V241H245ZM262 239H263V237H262ZM191 241L193 240V238L192 239H190ZM195 240H193V242H195ZM187 240H185V239H183L182 240V242H183V244L185 245V243L184 242H186ZM239 241H241V239L239 240L238 239V241L237 242H239ZM248 242V241H247ZM254 242V241H253ZM236 242H234V244H235ZM243 243H239L240 244V246H242V248H243V246H245V245H242ZM255 243V242H254ZM254 243H252L251 242V244H254ZM188 244V246L187 247H189L190 245H192V242H191V244H189V242H187L186 243V245ZM226 244H228V243H226ZM233 244V246H235ZM250 244V243H249ZM256 244V243H255ZM185 245V246H186ZM193 245H194V243H193ZM209 245V244H208ZM175 246H177V245H175ZM180 246V248L179 247H177V249L179 248V249H183V248H181L182 247V243H181V245H179ZM200 245H198V247H199ZM237 246L239 247V245L237 244ZM250 246H252V245H250ZM256 246V245H255ZM206 247H208L207 245H206ZM211 247H212V245H211ZM248 247V246H247ZM254 247V245L251 247V249ZM193 248V247H192ZM197 248V247H196ZM201 248V247H200ZM249 248V247H248ZM176 249V250H177ZM178 249V251H179V254H175V253H172V258H174V255L176 256V257H178V259H180V258H184L185 260L186 259H188V258H190V256H193L192 255V251L191 250H195V249H190V251H186L185 252V250L184 251H180ZM199 249V248H198ZM202 250H203V248H201ZM251 249H249V250H251ZM255 249H256V247H255ZM258 249V248H257ZM173 250H174V247H173ZM188 250V249H187ZM210 250V249H209ZM228 250V249H227ZM236 250H237V247H236ZM236 250H234V252L236 251ZM247 250V249H246ZM253 250H254V248H253ZM177 251V252H178ZM233 251V250H232ZM252 251V250H251ZM187 254H185V253ZM192 252V253H191ZM194 252H196V251H194ZM198 253L200 252V253H202V251H197ZM205 252H206V250H205ZM207 252H208V249H207ZM249 252V251H248ZM248 252H246L247 254H248ZM253 252V251H252ZM258 252V251H257ZM188 253H189V257H188ZM190 253H191V255H190ZM198 253H196V254H198ZM226 253V252H225ZM240 253V252H239ZM253 253H256V252H253ZM174 254V255H173ZM181 254H183V256L184 255H186V257H179V255H181ZM203 254V256L205 255L204 253H202ZM208 254V253H207ZM227 254V253H226ZM246 255V257L248 256L247 254H245L244 252L243 253H241V255ZM250 254V253H249ZM199 255V254H198ZM198 255H196V256H198ZM231 255V254H230ZM229 255V256H230ZM241 255H239V256H241ZM242 256V257H240V258H243V257H245V256ZM252 255H254V254H252ZM206 256H208V255H206ZM228 256V255H227ZM215 257V256H214ZM235 257V256H234ZM171 258V259H172ZM194 258V257H193ZM197 258V257H196ZM202 258H206L205 256L204 257H202L201 256V259H199V260H202ZM230 258H232V257H230ZM239 258V257H238ZM211 259H212V257H211ZM216 259H218L217 257H216ZM236 259V258H235ZM234 259V260H235ZM245 259V258H244ZM243 259V261L245 262L246 261V259L244 260ZM183 259H181V261H182ZM184 260V261H185ZM204 260V259H203ZM215 260V259H214ZM248 260H250V259H248ZM248 260H247V263H248ZM174 262L176 261V259H174L173 260ZM187 261V260H186ZM204 261H206V260H204ZM236 261V260H235ZM173 262V263H174ZM177 262V261H176ZM241 262H242V260H241ZM243 262V263H244ZM201 264H203L202 263V261L200 262ZM204 263H206V262H204ZM237 263H239V262H237ZM246 263V264H247ZM48 264H52V262H49ZM171 264V263H170ZM175 264V263H174ZM184 264H186L185 262H184ZM209 264V263H208ZM239 264H241V263H239ZM245 264V263H244Z\"/></svg>",
  "mask_w": 264,
  "mask_h": 264
}]
</instances>
